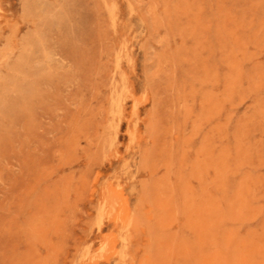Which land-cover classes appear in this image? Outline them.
Wrapping results in <instances>:
<instances>
[{"label": "rangeland", "instance_id": "obj_1", "mask_svg": "<svg viewBox=\"0 0 264 264\" xmlns=\"http://www.w3.org/2000/svg\"><path fill=\"white\" fill-rule=\"evenodd\" d=\"M0 264H264V0H0Z\"/></svg>", "mask_w": 264, "mask_h": 264}]
</instances>
